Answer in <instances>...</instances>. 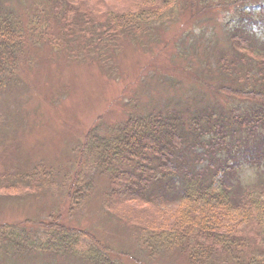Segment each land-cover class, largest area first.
Masks as SVG:
<instances>
[{
	"label": "trees",
	"instance_id": "16d2710c",
	"mask_svg": "<svg viewBox=\"0 0 264 264\" xmlns=\"http://www.w3.org/2000/svg\"><path fill=\"white\" fill-rule=\"evenodd\" d=\"M151 1L155 3L143 11L117 15L52 0L51 13L61 21V31L54 34L39 14L22 24L0 12V96L17 84L14 75L34 46L48 43L52 50H72L78 41L107 42L125 26L138 29L137 19L160 17L172 0ZM180 1L192 15L233 9L229 48L220 53L214 70L217 82L231 85L210 87L229 103L192 113L183 110L187 117L176 110L144 112L102 133L96 126L74 149L75 165L105 178L102 206L139 232L148 256L175 251L186 264H264V184L241 187L238 179L246 166L255 179L264 176V0ZM78 169L72 173L40 164L23 166L9 181L33 186L36 179L49 182L48 175L59 176L66 183L67 208L74 210L79 206L75 199L86 201L93 186ZM129 202L148 210L121 211ZM56 218L50 215L52 221L39 224V235L4 231L2 226L0 236L18 252L72 255L84 264H122L108 258L91 236L66 229Z\"/></svg>",
	"mask_w": 264,
	"mask_h": 264
},
{
	"label": "rangeland",
	"instance_id": "374dc122",
	"mask_svg": "<svg viewBox=\"0 0 264 264\" xmlns=\"http://www.w3.org/2000/svg\"><path fill=\"white\" fill-rule=\"evenodd\" d=\"M68 1L77 7L86 6L95 14L112 11L117 15L135 14L155 3ZM170 3L160 17L151 16L144 22L137 19L138 29L125 26L107 42L78 41L80 47L73 46L72 50H52L44 43L29 50L27 62L14 75L17 84L0 96V227L5 226L4 231L35 234L39 224L54 215L66 229L91 236L113 261L186 264L175 251L148 256L140 245L139 232L116 221L115 213L102 206L105 178L92 170L78 169L73 153L84 135L96 126L102 133L144 112L176 110L186 116L183 110L192 113L196 108L216 109L229 103L210 87L231 85L224 80L220 83V79L217 82L214 70L220 53L229 48L228 24L230 16L235 17L233 9L192 15L182 1ZM53 4L52 0H0V12H8L22 24L39 14L54 34L61 31V21L51 13ZM39 164L60 172L67 169L75 173L78 169L80 177L84 175V180L93 184L87 200L75 199L74 204L79 206L67 208L66 183L56 175H48L49 182L36 179L33 186L9 181L15 169H32ZM244 169L238 178L241 187L264 184V176L255 179L253 169ZM125 205L121 211L131 214L148 210L142 203ZM81 246L86 248L85 244ZM0 264L84 262L72 255L18 252L0 236Z\"/></svg>",
	"mask_w": 264,
	"mask_h": 264
}]
</instances>
